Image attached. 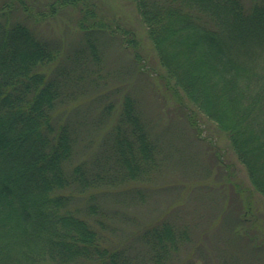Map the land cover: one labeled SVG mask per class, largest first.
Returning <instances> with one entry per match:
<instances>
[{"label": "trees", "instance_id": "16d2710c", "mask_svg": "<svg viewBox=\"0 0 264 264\" xmlns=\"http://www.w3.org/2000/svg\"><path fill=\"white\" fill-rule=\"evenodd\" d=\"M134 1L166 88L227 133L264 195V0ZM68 5L80 9L81 38L52 66L60 48L35 27ZM97 12L92 0H0V264H170L191 237L176 222L148 223L135 232L145 254L133 256L97 200L100 190L148 182L163 168L162 143L135 96H123L101 151L76 159L81 125L59 110L87 80L100 82V34L119 33L144 65L135 34ZM113 108L104 102L98 127Z\"/></svg>", "mask_w": 264, "mask_h": 264}, {"label": "rangeland", "instance_id": "374dc122", "mask_svg": "<svg viewBox=\"0 0 264 264\" xmlns=\"http://www.w3.org/2000/svg\"><path fill=\"white\" fill-rule=\"evenodd\" d=\"M92 1L110 26L135 34L144 65L134 61L119 33L100 34L104 49L100 82L87 80L75 103L59 110L81 125L76 159L91 161L101 151L111 118H116L126 93L137 98L165 152L163 168L150 181L97 192V200L117 226L113 237L124 241L130 254L139 256L145 254V245L135 235L140 227L176 222L187 226L191 237L170 264H264V195L253 186L229 136L182 91L184 107L166 88L158 75L164 68L134 0ZM80 15L79 7L68 5L36 24L39 35L60 48L52 66L64 61L79 44ZM104 102H113L115 108L98 127ZM185 106L194 111L198 128L190 125Z\"/></svg>", "mask_w": 264, "mask_h": 264}]
</instances>
